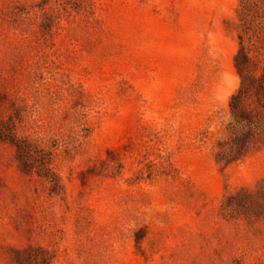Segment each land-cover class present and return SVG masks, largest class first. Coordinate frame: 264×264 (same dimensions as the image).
Wrapping results in <instances>:
<instances>
[{"label": "rangeland", "instance_id": "rangeland-1", "mask_svg": "<svg viewBox=\"0 0 264 264\" xmlns=\"http://www.w3.org/2000/svg\"><path fill=\"white\" fill-rule=\"evenodd\" d=\"M243 56L264 0H0V264H264Z\"/></svg>", "mask_w": 264, "mask_h": 264}, {"label": "trees", "instance_id": "trees-1", "mask_svg": "<svg viewBox=\"0 0 264 264\" xmlns=\"http://www.w3.org/2000/svg\"><path fill=\"white\" fill-rule=\"evenodd\" d=\"M251 66L250 58L243 56V64L238 67L242 85L229 102L233 117L231 144L236 147L238 156L242 154V146L248 147L257 140H264V101L257 99V105L263 109H252L254 96L261 94L264 98V75L256 76ZM227 208L232 213L235 210L234 216H239L241 210L247 215L264 213V181L254 192L242 191L228 197Z\"/></svg>", "mask_w": 264, "mask_h": 264}]
</instances>
